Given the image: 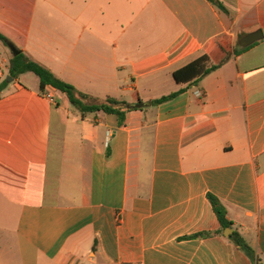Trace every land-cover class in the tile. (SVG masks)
Segmentation results:
<instances>
[{
	"label": "crops",
	"instance_id": "0c3cea01",
	"mask_svg": "<svg viewBox=\"0 0 264 264\" xmlns=\"http://www.w3.org/2000/svg\"><path fill=\"white\" fill-rule=\"evenodd\" d=\"M217 1L0 0L16 49L83 93L138 105L122 125L43 95L32 73L9 82L0 264H255L234 231L264 264V38L245 47L264 34V0ZM14 53L0 43V84ZM203 55L219 69L177 83Z\"/></svg>",
	"mask_w": 264,
	"mask_h": 264
},
{
	"label": "trees",
	"instance_id": "16d2710c",
	"mask_svg": "<svg viewBox=\"0 0 264 264\" xmlns=\"http://www.w3.org/2000/svg\"><path fill=\"white\" fill-rule=\"evenodd\" d=\"M221 6L217 0H210ZM0 43H3L6 47L15 52L10 60L9 73L10 77L14 80L19 79L22 75L32 73L36 75L40 80V92L45 95L51 90L59 92L67 97L73 106L74 111L79 113L82 117H86L89 114L103 112L105 114L116 115L119 117L120 124H124L126 115L129 111L138 109V105L129 104L127 101L120 100L114 97L99 98L79 91L73 85L58 78L50 69L44 65L34 61L27 56L24 52L16 49L14 43L0 31ZM245 49H243L244 51ZM220 65H214L211 63L210 58L207 55L200 56L185 67L177 70L174 73V78L177 83L184 84L187 87H199L202 81L219 69ZM9 86V81L5 80L0 84V98L2 92ZM185 89L172 93L168 96H164L157 99L150 104L152 106H158L178 97ZM209 200L213 205L214 211L220 221L221 230L220 233L231 229L233 223L228 220V210L224 205L220 203L218 199L213 196H209ZM210 233H204L192 238L207 237ZM229 239L242 250L255 264H258L257 257L254 249L244 239V237L234 231Z\"/></svg>",
	"mask_w": 264,
	"mask_h": 264
},
{
	"label": "water",
	"instance_id": "95a60500",
	"mask_svg": "<svg viewBox=\"0 0 264 264\" xmlns=\"http://www.w3.org/2000/svg\"><path fill=\"white\" fill-rule=\"evenodd\" d=\"M263 38H264V34L262 32L255 33L247 39V43L245 44V47H248L257 41L262 40ZM8 81L12 82L13 79L11 77H8ZM139 106L141 107L142 104ZM230 233H232V230L229 229L227 230L226 235H229Z\"/></svg>",
	"mask_w": 264,
	"mask_h": 264
},
{
	"label": "rangeland",
	"instance_id": "374dc122",
	"mask_svg": "<svg viewBox=\"0 0 264 264\" xmlns=\"http://www.w3.org/2000/svg\"><path fill=\"white\" fill-rule=\"evenodd\" d=\"M35 77V76H34ZM17 263H19V261H17Z\"/></svg>",
	"mask_w": 264,
	"mask_h": 264
}]
</instances>
